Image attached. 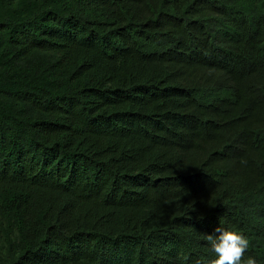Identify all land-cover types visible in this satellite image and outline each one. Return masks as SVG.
Here are the masks:
<instances>
[{
    "label": "trees",
    "instance_id": "obj_1",
    "mask_svg": "<svg viewBox=\"0 0 264 264\" xmlns=\"http://www.w3.org/2000/svg\"><path fill=\"white\" fill-rule=\"evenodd\" d=\"M218 226L264 264V0H0V264H210Z\"/></svg>",
    "mask_w": 264,
    "mask_h": 264
},
{
    "label": "clouds",
    "instance_id": "obj_2",
    "mask_svg": "<svg viewBox=\"0 0 264 264\" xmlns=\"http://www.w3.org/2000/svg\"><path fill=\"white\" fill-rule=\"evenodd\" d=\"M246 163V161H241ZM216 234H208L206 239L214 258L210 264H258L251 255L245 258L250 246V240L239 230L218 226Z\"/></svg>",
    "mask_w": 264,
    "mask_h": 264
}]
</instances>
